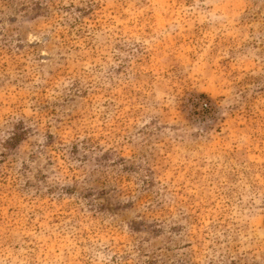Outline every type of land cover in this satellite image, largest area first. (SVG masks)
I'll return each instance as SVG.
<instances>
[{"label": "rangeland", "instance_id": "374dc122", "mask_svg": "<svg viewBox=\"0 0 264 264\" xmlns=\"http://www.w3.org/2000/svg\"><path fill=\"white\" fill-rule=\"evenodd\" d=\"M0 264H264V0H0Z\"/></svg>", "mask_w": 264, "mask_h": 264}]
</instances>
